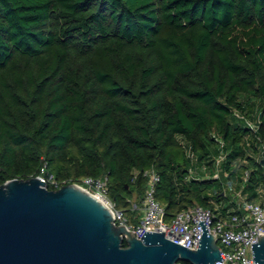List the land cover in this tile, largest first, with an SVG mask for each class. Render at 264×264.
Listing matches in <instances>:
<instances>
[{
  "label": "trees",
  "instance_id": "trees-1",
  "mask_svg": "<svg viewBox=\"0 0 264 264\" xmlns=\"http://www.w3.org/2000/svg\"><path fill=\"white\" fill-rule=\"evenodd\" d=\"M262 145L264 0H0V184L47 163L107 177L125 212L154 168L167 221L227 217L260 193Z\"/></svg>",
  "mask_w": 264,
  "mask_h": 264
},
{
  "label": "water",
  "instance_id": "water-1",
  "mask_svg": "<svg viewBox=\"0 0 264 264\" xmlns=\"http://www.w3.org/2000/svg\"><path fill=\"white\" fill-rule=\"evenodd\" d=\"M45 184L38 176L0 184V264H215L224 259L205 220L198 223L203 234L197 249L170 240L164 231L137 238L126 225H116L111 210L85 189ZM252 248L254 261L264 264V236Z\"/></svg>",
  "mask_w": 264,
  "mask_h": 264
},
{
  "label": "built area",
  "instance_id": "built-area-1",
  "mask_svg": "<svg viewBox=\"0 0 264 264\" xmlns=\"http://www.w3.org/2000/svg\"><path fill=\"white\" fill-rule=\"evenodd\" d=\"M237 116L243 118L241 115ZM246 122L252 129L257 130L258 125L255 121L246 119ZM218 140L219 146L222 147L223 141ZM182 144L185 145L188 156L195 159L190 146L184 142ZM262 153H264V145H262ZM223 157L224 154H221L217 158V165ZM41 172L38 177L49 189L75 184L91 193L111 210L116 225H126L137 238H142L145 231H164L170 240L189 249H197L203 234L202 225L198 223L200 220H205L208 232L216 238L221 256L224 258L223 261L218 260L215 264H258L254 261L252 243L257 242L258 236H264V188L259 193L260 201L248 199L242 190L234 193V212L227 217L218 216L212 209L196 205L177 212L171 221H167L165 205L156 197V184L160 176L154 168H150L143 172V177L147 178V186L140 209L142 216L138 223H133L109 197L107 177L58 178L48 171L47 163L44 164ZM248 176L247 171L246 179ZM221 244L226 249L222 248Z\"/></svg>",
  "mask_w": 264,
  "mask_h": 264
},
{
  "label": "rangeland",
  "instance_id": "rangeland-1",
  "mask_svg": "<svg viewBox=\"0 0 264 264\" xmlns=\"http://www.w3.org/2000/svg\"><path fill=\"white\" fill-rule=\"evenodd\" d=\"M260 187L261 188H260L259 191H261L264 188V185H261ZM247 191H248V193L244 192V195L248 198L249 194H251V190L249 189ZM228 195H229L230 199L226 200L227 203L225 204V206H229L230 204H234L233 203V195L234 194L233 193H228ZM259 198H260L259 195H257V197L252 198V199L249 198V199L252 200V201H259L258 200ZM130 202H131V208H130L129 211H125V214L128 217L130 222L138 223L139 219L142 216V211L140 210L141 207H142V204L138 202L136 194L132 198H130ZM135 204H138V206L135 207ZM221 246H222V248L226 249V247L223 246L222 244H221Z\"/></svg>",
  "mask_w": 264,
  "mask_h": 264
},
{
  "label": "crops",
  "instance_id": "crops-1",
  "mask_svg": "<svg viewBox=\"0 0 264 264\" xmlns=\"http://www.w3.org/2000/svg\"><path fill=\"white\" fill-rule=\"evenodd\" d=\"M236 193V192H233V194ZM260 201V198L258 199Z\"/></svg>",
  "mask_w": 264,
  "mask_h": 264
}]
</instances>
